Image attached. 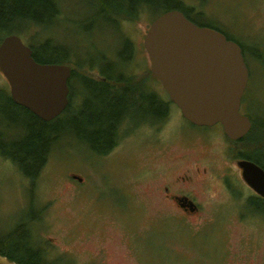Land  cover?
I'll use <instances>...</instances> for the list:
<instances>
[{
  "label": "rangeland",
  "instance_id": "374dc122",
  "mask_svg": "<svg viewBox=\"0 0 264 264\" xmlns=\"http://www.w3.org/2000/svg\"><path fill=\"white\" fill-rule=\"evenodd\" d=\"M57 1L60 11L52 24L24 27L18 34L28 44L50 37L64 45L73 51L70 56L77 71H85L84 64L90 67V62L99 64L102 53L109 63L121 65L130 53L123 34L131 44L142 43L157 12L142 10L137 18H123L118 25L102 10L103 0ZM199 1L222 14L226 33L242 46L250 77L241 111L264 128V0ZM0 88L10 90L1 70ZM75 88L81 85L75 83ZM6 101V96L0 97V150H10L4 144L18 139V152H23L37 126L24 122L21 118L29 114L20 108L13 113ZM169 103L172 111L165 137L158 138L149 126L136 125L105 153L94 151L80 136L81 129L88 135L94 130L87 120L68 129L60 127L34 185L19 164L0 152V234L30 218L26 220L28 227L32 225L29 240L45 264H264L263 214L250 220V203L235 204L224 190L218 176L226 165L221 142L210 145L213 153L208 158L200 152L184 157L172 151L182 144L180 140L173 144L171 132L183 118L178 105ZM254 145L261 148L264 142ZM205 158L217 172L198 192L209 221L203 218L198 224V219L180 222L164 217L160 186L165 178L176 170L183 173V162ZM260 161L264 165V157ZM237 177L233 175L239 183Z\"/></svg>",
  "mask_w": 264,
  "mask_h": 264
},
{
  "label": "flooded vegetation",
  "instance_id": "af4514ba",
  "mask_svg": "<svg viewBox=\"0 0 264 264\" xmlns=\"http://www.w3.org/2000/svg\"><path fill=\"white\" fill-rule=\"evenodd\" d=\"M179 2L180 9L191 20L199 25L219 29L230 37L224 29L226 28L224 23L220 20L222 14L208 10L206 5L199 0L196 2L179 0ZM127 46L130 48V53L123 58L122 61L125 62L121 65L109 63L108 59L110 58L104 53H102L99 64L92 65L90 62V67L84 64L85 71H77L72 62H65L72 65V72L68 78L69 102L62 112L65 116L63 127L68 129L76 122L79 124L81 120H87V124L90 126L99 124L103 130L96 138L103 147L113 142L117 143V140L123 135L133 131L132 128L136 125L149 126L150 131L155 133L158 138L165 137L166 125L170 122L169 117L172 109H170L168 101L171 98L161 80L151 70V60L144 44V38L140 44L133 40L132 44L127 43ZM137 52L140 53V58H136ZM152 79H155V82ZM75 83L81 85V88L76 89ZM9 95L11 96L10 90ZM11 98L13 99L12 96ZM13 101L16 102L14 99ZM93 109L95 113L90 115L89 112H92ZM179 115L183 119L180 122H175L176 128L171 132V139L173 144L177 140H180L182 144L178 146V149L171 148V150L178 151V155L184 157L197 155L200 152L208 158L213 153V147L211 149L210 145L215 141L221 142L222 156L226 165H224L223 173L218 176L221 177L224 190L234 200L233 203L236 204L238 201L250 203L251 213L249 212L250 216H248L252 217L250 220L256 219L257 215L255 216V214L259 215L260 212L264 217V194L255 190L245 180L243 167L240 165L241 160H250L264 167L260 161L261 157H264V147L262 145L261 149L254 145L264 142V128H259V134L254 137L244 134L239 138H231L225 132L221 122L212 125L197 124L186 118L180 108ZM249 117L253 124V118L250 115ZM93 120L96 121L95 124H92ZM87 132H83L81 129L79 134L90 142L93 136L88 135ZM173 139L175 140L173 141ZM251 148L258 151L255 154L247 152ZM0 152L2 151L0 150ZM7 152L9 150H3L2 153L7 155ZM207 158L189 163L183 162L185 163L183 173L178 174L176 170L165 178L160 186L164 217L180 218V222L198 219L200 221L198 224H202L203 218L209 221V216L204 215L203 212L204 201L198 196V192L202 191V185L209 186L217 176L214 164ZM233 175L239 176L237 177L239 183L233 178ZM72 176L80 181L84 180L83 176L76 173H72ZM241 215L248 218L244 214ZM29 219L21 220L12 229L13 232L10 230L6 235L0 234V252L7 255H18L20 257L18 262L21 264L28 263L31 255L41 256L37 249L32 247L29 240L32 238L30 231L32 225L30 224L28 227L29 222L26 223V220ZM14 235L17 236L18 241L13 239Z\"/></svg>",
  "mask_w": 264,
  "mask_h": 264
},
{
  "label": "water",
  "instance_id": "95a60500",
  "mask_svg": "<svg viewBox=\"0 0 264 264\" xmlns=\"http://www.w3.org/2000/svg\"><path fill=\"white\" fill-rule=\"evenodd\" d=\"M144 44L152 72L186 118L205 125L221 122L231 138L250 130L252 121L241 111L250 72L239 42L170 8L151 21ZM0 70L13 99L41 118L53 119L68 105L72 65L37 60L16 32L0 41ZM240 165L245 180L264 194V167L250 160ZM0 264L21 263L0 252Z\"/></svg>",
  "mask_w": 264,
  "mask_h": 264
},
{
  "label": "trees",
  "instance_id": "16d2710c",
  "mask_svg": "<svg viewBox=\"0 0 264 264\" xmlns=\"http://www.w3.org/2000/svg\"><path fill=\"white\" fill-rule=\"evenodd\" d=\"M140 4L143 7L140 8ZM179 4V0H103L101 1V8L104 13L109 15L114 22L117 21L119 25L121 19H135L140 16L144 9H156L157 16L167 9L180 8ZM59 11L60 8L57 0H0V41L8 33H19L23 31L24 27L39 26V28H42V26L52 24L54 17L59 14ZM111 11L113 13L110 14ZM123 37L124 40L127 41L126 44L130 43L128 37H125L124 34ZM37 42H33L32 40L30 42L37 60L73 63V60L68 57L70 55L72 56L73 51H69L64 45L55 43L50 37H43L41 40H37ZM66 49L67 51H65ZM1 96H6V103L11 104L8 106L10 109H14L13 113L18 112V108H20L23 112L29 114V116H23L21 118L18 117L20 115L18 113L17 118H21L24 122L37 126L35 127L36 130H33L31 139L23 152H18V139L13 140L11 143L7 142L4 144L10 145L11 149L7 152V155L11 157L17 165L19 164V167H21L25 175L30 178L31 185H34L42 167L48 159L51 149L50 144L57 140L59 129L63 127L64 113L51 121L45 120L24 105L14 102L7 88H0V97ZM170 100L172 101V99H169L168 103ZM95 122L96 121L93 120L92 124H95ZM258 126L261 125L253 119L251 130H249L246 135H258ZM92 127L94 130L91 132L93 138L90 140V145L94 151L105 153L115 146L116 143L113 142L103 147L96 138L99 132L103 130V127L99 124ZM4 150L6 151V149ZM7 256L16 261L20 258L18 255L13 254ZM31 256L32 257L27 261L28 263L24 264H45L41 256H37L36 254Z\"/></svg>",
  "mask_w": 264,
  "mask_h": 264
}]
</instances>
